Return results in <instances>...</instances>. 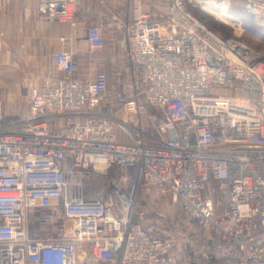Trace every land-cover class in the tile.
Returning <instances> with one entry per match:
<instances>
[{"label":"built area","instance_id":"1","mask_svg":"<svg viewBox=\"0 0 264 264\" xmlns=\"http://www.w3.org/2000/svg\"><path fill=\"white\" fill-rule=\"evenodd\" d=\"M188 2L171 1L165 33L140 0L132 23L112 13L126 34L130 87L116 102L136 116L132 142L99 110L108 75L80 79L71 53L56 55L21 123L4 125L0 104V264H87L89 253L90 264H191L144 227L145 194L181 206L193 264H264V54L222 38ZM78 6L40 0L39 21L74 22ZM241 6L264 17V0ZM88 33L90 53L104 52L101 25ZM112 167L134 172L128 213L106 194H80L85 176Z\"/></svg>","mask_w":264,"mask_h":264},{"label":"crops","instance_id":"2","mask_svg":"<svg viewBox=\"0 0 264 264\" xmlns=\"http://www.w3.org/2000/svg\"><path fill=\"white\" fill-rule=\"evenodd\" d=\"M140 1L143 11L149 13L156 21L163 20V15L167 14L171 3L170 0ZM38 3L39 0H0V47L7 41H22L23 46L19 47L21 55L49 57L51 69L57 67L56 55L58 53H71L77 68V76L80 79L92 77L98 70L104 71L108 75L109 95L100 104L99 110L115 118L120 141L132 142L134 137L139 135L135 125L136 116L127 115L123 109L116 108V95L126 93L131 80L129 76L128 79L125 76L130 71L123 46L126 34L123 29H118L113 24L112 13L132 23L133 0H109L107 6L102 0H79L74 23L52 25H42L38 22ZM96 25L102 27L105 51L92 54L88 31L90 27ZM92 63H94L93 67ZM44 76L45 74L36 87L41 85ZM29 106L25 113H28ZM154 111L148 108L142 115V119L147 122L148 115ZM146 130L152 131V129ZM172 216L178 218L175 211ZM145 225H150V223H145ZM178 244L171 248L169 254L181 262L191 260L190 262L193 263V259L197 258L192 244L186 239H179ZM199 249L200 246L197 250ZM187 255L190 259H187ZM203 264H217V261L212 260L208 263L203 261Z\"/></svg>","mask_w":264,"mask_h":264},{"label":"rangeland","instance_id":"3","mask_svg":"<svg viewBox=\"0 0 264 264\" xmlns=\"http://www.w3.org/2000/svg\"><path fill=\"white\" fill-rule=\"evenodd\" d=\"M195 1L188 2V8L210 29L224 39H240L245 44L264 54V17L243 12L242 10L244 9L240 8L243 0H203L205 2H214L209 5L213 7V10L217 11L221 9V2L226 4L228 15L233 16L235 20L229 17L220 18L213 16L203 9V4ZM22 46V41L12 40L7 41L0 47V93L4 101V125L13 122L21 123L24 120V117H26L25 112L30 103L31 90L40 83L43 75L52 67L49 57L21 55L19 47ZM125 55L129 67L127 53ZM215 63V61H211V64ZM125 76L126 79H128V76L130 78V71ZM116 108L119 109L118 106ZM131 119H128V121H131ZM128 176L127 171L116 167L110 168L106 173L88 174L84 177L80 194L85 198L92 199L110 191L117 198L116 205L118 207L116 208L123 213H128L130 210L128 204L133 200L131 199V193L128 198L126 196V177ZM32 235H35L33 227ZM85 248L90 251L89 246H85ZM90 262L91 255L89 253L86 263L90 264Z\"/></svg>","mask_w":264,"mask_h":264},{"label":"trees","instance_id":"4","mask_svg":"<svg viewBox=\"0 0 264 264\" xmlns=\"http://www.w3.org/2000/svg\"><path fill=\"white\" fill-rule=\"evenodd\" d=\"M240 8L241 5H240ZM245 13H248L244 10H242ZM128 172V177L126 180V185H127V193L126 196L127 198L129 197L130 193L132 194V189L134 185V172L129 170ZM106 194L109 198L113 199L115 202H117V198L115 195L110 191L104 193ZM139 209L141 212H143V218H142V223L145 228L151 230L152 233L163 237L165 233H167V237L173 240L174 245H179V239H184L185 238V230L181 229L179 227V223L182 220H185L186 216L184 211L182 210L180 205H172L170 203H167L165 206L162 205V202H154L151 199V196L149 194H145L140 197L139 200ZM173 211L177 213V217L172 216ZM139 215V214H138ZM141 217V215H140ZM145 223H150V225H145ZM152 227V229H150ZM32 230V229H31ZM187 259H189V256L187 255ZM191 260H188L187 263H191ZM209 261H212V259L205 260V263H208ZM214 261V260H213ZM194 263V262H193ZM191 263V264H193Z\"/></svg>","mask_w":264,"mask_h":264},{"label":"bare ground","instance_id":"5","mask_svg":"<svg viewBox=\"0 0 264 264\" xmlns=\"http://www.w3.org/2000/svg\"><path fill=\"white\" fill-rule=\"evenodd\" d=\"M40 1V0H39ZM197 1V3H199V4H203L204 5V7H203V9L205 10V11H207L208 13H210L211 15H213V16H216V17H229V18H231L232 20H235V18L233 17V16H229L228 15V13H227V6H226V4H223L222 2H221V9L220 10H213L212 8V6H210L211 4H213L212 2H208V1H203V0H196ZM210 4V5H209ZM79 7V6H78ZM37 18H38V22L40 23V24H42V25H52V24H45V23H41L40 21H39V3H38V16H37ZM75 21H76V19H75ZM74 21V22H75ZM74 22H70V23H53V24H71V23H74ZM161 26H160V29L162 30V32L163 33H165V31H166V25L164 24V23H161L160 24ZM51 69V68H50ZM42 83V82H41ZM35 88H37L36 86L35 87H33V89L31 90V94L33 93V91H34V89ZM0 104H2V105H4V101H3V96H2V94L0 93Z\"/></svg>","mask_w":264,"mask_h":264}]
</instances>
